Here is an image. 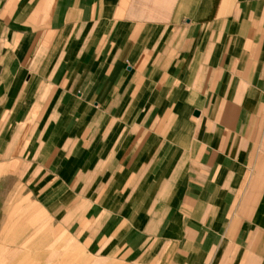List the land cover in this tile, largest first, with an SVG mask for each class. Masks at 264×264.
<instances>
[{
	"label": "crops",
	"instance_id": "1",
	"mask_svg": "<svg viewBox=\"0 0 264 264\" xmlns=\"http://www.w3.org/2000/svg\"><path fill=\"white\" fill-rule=\"evenodd\" d=\"M0 181L38 257L264 264V0H0Z\"/></svg>",
	"mask_w": 264,
	"mask_h": 264
},
{
	"label": "rangeland",
	"instance_id": "2",
	"mask_svg": "<svg viewBox=\"0 0 264 264\" xmlns=\"http://www.w3.org/2000/svg\"><path fill=\"white\" fill-rule=\"evenodd\" d=\"M20 188L17 182L0 181V264H66L67 257L36 256L58 231Z\"/></svg>",
	"mask_w": 264,
	"mask_h": 264
}]
</instances>
